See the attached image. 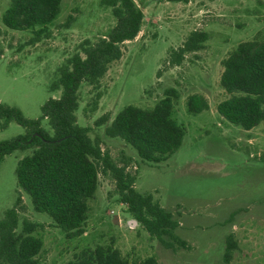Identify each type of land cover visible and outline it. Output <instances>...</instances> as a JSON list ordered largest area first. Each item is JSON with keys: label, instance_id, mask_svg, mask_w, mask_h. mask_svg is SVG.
<instances>
[{"label": "rangeland", "instance_id": "rangeland-1", "mask_svg": "<svg viewBox=\"0 0 264 264\" xmlns=\"http://www.w3.org/2000/svg\"><path fill=\"white\" fill-rule=\"evenodd\" d=\"M9 0H0V15ZM142 13L139 33L123 43L118 61L94 84L77 89L75 125L86 130L106 163L132 176V187L171 215L177 227L165 249L119 203L115 182L97 162L98 183L88 201L83 233L67 238L50 219L35 213L18 191L14 170L29 151L0 161V219L16 205L19 225H36L41 240L36 264H68L82 249L111 246L128 262L153 258L157 264H222L227 236L236 248L229 264H264V122L244 131L222 120L216 105L226 98L219 87L221 60L240 42L264 38V0H133ZM114 26L103 0H61L46 32H10L0 24V104L34 120L48 99L59 97V73L81 50ZM207 35L202 49L169 61L190 32ZM166 89L177 99L172 117L184 128L179 148L163 163L141 162L135 152L104 130L125 106L151 108ZM201 95L208 109L185 111V99ZM41 127L48 130L43 120ZM14 122L1 128L0 143L23 135ZM18 200V202H16Z\"/></svg>", "mask_w": 264, "mask_h": 264}, {"label": "trees", "instance_id": "trees-1", "mask_svg": "<svg viewBox=\"0 0 264 264\" xmlns=\"http://www.w3.org/2000/svg\"><path fill=\"white\" fill-rule=\"evenodd\" d=\"M174 1V0H166ZM177 1V0H176ZM61 0H9L0 15L6 31H31L42 35L60 11ZM111 7L114 26L108 34L74 55L69 67L59 73L58 98L48 99L40 107L37 119H25L16 108L0 104L1 128L14 122L23 135L0 143V161L13 152L29 151L19 159L14 170L15 185L30 202L35 213L46 215L52 225L75 238L83 233L88 214V201L94 196L98 183L97 162L111 173L119 203L131 219L155 238L165 249L173 248L164 238L183 246L173 236L177 227L171 215L132 187L133 177L106 163L97 146L90 141L86 130L75 125L77 89L81 82L96 83L108 66L119 60L123 43L132 41L139 33L142 13L133 0H103ZM207 35L190 32L169 61L178 64L184 54L203 47ZM218 84L226 98L216 107L217 115L230 125L248 131L264 122V38L254 37L238 43L221 62ZM177 93L166 89L151 108L125 106L118 111L104 133L117 138L132 149L146 164L158 165L166 161L181 145L184 128L172 117ZM208 109L206 100L198 94L185 99V111L195 115ZM47 122L48 130L41 127ZM18 202V200L16 201ZM16 205L0 219V264H36L41 240L34 236L36 225H19ZM236 245L227 236L222 264H229ZM68 264H157L153 258L128 263L111 246L82 249Z\"/></svg>", "mask_w": 264, "mask_h": 264}, {"label": "water", "instance_id": "water-1", "mask_svg": "<svg viewBox=\"0 0 264 264\" xmlns=\"http://www.w3.org/2000/svg\"><path fill=\"white\" fill-rule=\"evenodd\" d=\"M131 224H135V222L134 221H131Z\"/></svg>", "mask_w": 264, "mask_h": 264}]
</instances>
